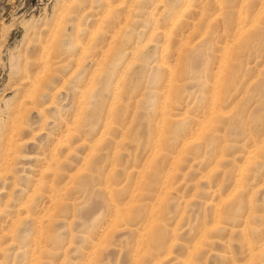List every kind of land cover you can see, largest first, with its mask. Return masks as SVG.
<instances>
[{
    "label": "rangeland",
    "instance_id": "rangeland-1",
    "mask_svg": "<svg viewBox=\"0 0 264 264\" xmlns=\"http://www.w3.org/2000/svg\"><path fill=\"white\" fill-rule=\"evenodd\" d=\"M219 1L0 0V264H264V0Z\"/></svg>",
    "mask_w": 264,
    "mask_h": 264
},
{
    "label": "bare ground",
    "instance_id": "bare-ground-1",
    "mask_svg": "<svg viewBox=\"0 0 264 264\" xmlns=\"http://www.w3.org/2000/svg\"><path fill=\"white\" fill-rule=\"evenodd\" d=\"M209 1H210V0H209ZM220 1H221V0H220ZM220 1H219V2H220ZM188 2H189V1H188ZM221 2H222V1H221ZM183 4H184V2H183ZM253 4H254V3H253ZM186 6H187V4L185 5V7H186ZM180 7H181V6H180ZM180 7H179V8H180ZM185 7H184V8H185ZM184 8H183V9H184ZM246 8H247V7H246ZM187 9H188V7H187ZM262 9H263V8H262ZM185 12H186V11H185ZM185 12H184V13H185ZM180 13H181V11H180ZM261 14H262V13H261ZM179 16H180V15H179ZM175 17H176V16H175ZM178 18H179V17H178ZM181 19H182V18L180 17V20H181ZM243 20H244V19H243ZM176 21H178V20H176ZM174 22H175V21H174ZM255 22H256V21H255ZM172 24H173V23H172ZM240 25H241V24H240ZM167 28H168V27H167ZM170 29H171V28H170ZM240 30H241V29H240ZM168 32H169V31H168ZM197 37H198V36H197ZM236 38H237V37H236ZM166 40H167V39H166ZM221 45H222V44H221ZM229 46H230V45H229ZM225 49H227V48H225ZM225 52H226V51H225ZM225 55H226V54H225ZM222 61H225V60H222ZM163 64H164V63H163ZM169 67H170V66H169ZM172 70H173V69H172ZM170 71H171V69H170ZM171 72H172V71H171ZM171 72H170V74H171ZM166 74H167V73H166ZM218 74H219V73H218ZM170 76H171V75H170ZM217 77H218V76H217ZM169 79H170V78H169ZM169 79H168V80H169ZM171 79H172V78H171ZM169 81H170V80H169ZM169 84H170V83H169ZM170 86H171V84H170ZM168 88H169V87H168ZM83 98H84V97H83ZM214 111H215V110H214ZM216 113H218V112H216ZM210 114H211V113H210ZM213 114H214V113H213ZM163 117H164V116H163ZM164 120H165V119H164ZM69 130H70V129H69ZM68 132H70V131H68ZM143 132H144V131H143ZM143 132H142V133H143ZM70 134H71V133H70ZM66 135H67V134H66ZM142 135H143V134H142ZM68 137H70V136H68ZM104 141H105V139H104ZM108 142H109V141H108ZM60 143H61V142H60ZM60 143H59V144H60ZM107 144H108V143H107ZM89 149H90V148H89ZM99 152H100V151H99ZM91 154H92V153H91ZM95 155H96V154H95ZM92 156H94V155H92ZM92 156H91V157H92ZM94 158H96V157H94ZM98 159H99V158H98ZM96 161H97V160H96ZM93 162H94V160H93ZM100 163H101V161H100ZM102 164H103V163H102ZM47 166H48V165H47ZM47 169H48V168H47ZM93 171H94V170H93ZM111 191H112V190H111ZM105 192H106V191H105ZM58 197H59V196H58ZM59 200H60V198H59ZM59 200H58V201H59ZM61 200H62V199H61ZM20 215H21V214H20ZM0 250H1V249H0ZM2 251H3V252H2V254H3V253H4V250H2ZM44 252H45V250H44ZM44 252H43L42 254H44ZM26 255H27V254H26ZM2 256H3V255H2Z\"/></svg>",
    "mask_w": 264,
    "mask_h": 264
}]
</instances>
